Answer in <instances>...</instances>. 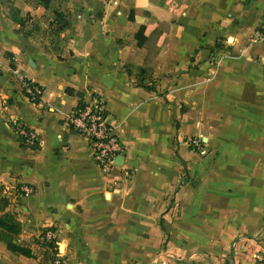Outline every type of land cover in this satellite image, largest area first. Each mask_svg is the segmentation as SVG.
<instances>
[{
  "label": "crops",
  "instance_id": "1",
  "mask_svg": "<svg viewBox=\"0 0 264 264\" xmlns=\"http://www.w3.org/2000/svg\"><path fill=\"white\" fill-rule=\"evenodd\" d=\"M263 18L264 0H0V195L31 252L0 240V264H264ZM91 92L122 146L110 173L65 120Z\"/></svg>",
  "mask_w": 264,
  "mask_h": 264
},
{
  "label": "built area",
  "instance_id": "2",
  "mask_svg": "<svg viewBox=\"0 0 264 264\" xmlns=\"http://www.w3.org/2000/svg\"><path fill=\"white\" fill-rule=\"evenodd\" d=\"M255 37L264 41V18L255 30ZM21 90L30 101H37L41 94L40 85L24 76L21 78ZM65 120L70 129L87 139L90 155L100 171L110 173L118 164L116 157L121 155L122 146L114 129V118L109 116L103 96L91 92L87 100H79L74 105ZM11 124L20 144L29 147L37 144V137L32 129L16 120ZM187 142L195 149H199L202 145V141L197 138L191 137ZM13 189L22 193L29 191L30 187L25 184H14ZM54 236V229L48 228L44 230L41 242H46ZM43 258L51 262L57 261L56 253L49 256L45 254Z\"/></svg>",
  "mask_w": 264,
  "mask_h": 264
},
{
  "label": "trees",
  "instance_id": "3",
  "mask_svg": "<svg viewBox=\"0 0 264 264\" xmlns=\"http://www.w3.org/2000/svg\"><path fill=\"white\" fill-rule=\"evenodd\" d=\"M62 12H55L54 22L58 21L63 17ZM149 88V86H145ZM22 145V144H21ZM37 147V144L31 146V148ZM9 200L7 196L0 195V240L4 243L5 247L10 251L19 252L24 255H31L30 249L27 246L19 245L14 241V236L20 231V221L16 217V213L12 210L7 209V205ZM175 205V198L172 196L169 204L166 206L164 213L170 215L172 209ZM163 216L160 217V228L164 229V225L168 222L167 220H163ZM51 228L52 226L45 227L39 236H42L44 230ZM164 238L161 241V246H167L168 235L164 233ZM41 247L47 253V255H52L57 252V245L55 236L48 239L46 242H41Z\"/></svg>",
  "mask_w": 264,
  "mask_h": 264
},
{
  "label": "rangeland",
  "instance_id": "4",
  "mask_svg": "<svg viewBox=\"0 0 264 264\" xmlns=\"http://www.w3.org/2000/svg\"><path fill=\"white\" fill-rule=\"evenodd\" d=\"M164 238V236L160 237V244H161V241L162 239ZM162 247V246H161ZM163 248V247H162ZM169 257V256H168ZM168 259V258H167Z\"/></svg>",
  "mask_w": 264,
  "mask_h": 264
},
{
  "label": "water",
  "instance_id": "5",
  "mask_svg": "<svg viewBox=\"0 0 264 264\" xmlns=\"http://www.w3.org/2000/svg\"><path fill=\"white\" fill-rule=\"evenodd\" d=\"M117 157H119V156H117Z\"/></svg>",
  "mask_w": 264,
  "mask_h": 264
}]
</instances>
